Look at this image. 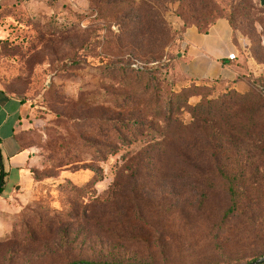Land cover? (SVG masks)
Masks as SVG:
<instances>
[{
	"label": "rangeland",
	"instance_id": "obj_1",
	"mask_svg": "<svg viewBox=\"0 0 264 264\" xmlns=\"http://www.w3.org/2000/svg\"><path fill=\"white\" fill-rule=\"evenodd\" d=\"M95 3L15 0L5 13L0 86L28 105L19 138L29 156L22 183L0 197V264H246L261 258L264 144L237 143L229 131L214 137L209 123L190 125L187 113V130L178 138L144 134L128 146L116 143L113 122L132 117L134 106H119L129 85L101 69L114 63L153 69L163 91L205 82L206 101L233 88L251 92V100L238 104L253 112L258 95L264 100V0H155L168 40L161 47L156 38L145 48L143 40L138 51L127 46L134 26L118 42V25L102 18L108 7L100 14ZM220 20L230 24L239 49L230 79H189L179 57L184 32L206 33ZM96 146L117 153L96 157ZM72 155L84 160L72 163ZM94 173L100 180L92 185ZM254 179L257 187L246 184ZM52 211L59 221L30 237L24 224L32 213L51 219Z\"/></svg>",
	"mask_w": 264,
	"mask_h": 264
},
{
	"label": "trees",
	"instance_id": "obj_2",
	"mask_svg": "<svg viewBox=\"0 0 264 264\" xmlns=\"http://www.w3.org/2000/svg\"><path fill=\"white\" fill-rule=\"evenodd\" d=\"M94 1L96 6L99 7L100 14L103 11L101 7H108V9L104 10L105 16L102 18L118 25L120 30L118 42H121V38L128 31L129 28L127 26L130 23L134 26L132 32L135 35V39L127 45L133 51H138L141 48L143 40L145 42L144 48L149 46L156 38L162 43L161 47L166 44L168 31L162 15L156 8L155 0H141L138 3L134 0ZM137 34L139 37L136 39ZM159 59L160 57L158 56L151 61ZM101 71L106 77L119 76L120 84L129 85V88L127 87L128 93L119 99L122 102L119 106H134L132 117L123 120L117 119L113 122L112 130L115 134L116 143L128 146L141 140L144 134L149 136L158 133L163 137L162 141L178 138L181 136L179 133L187 130V124L184 123L182 118V115L187 113L190 116V125L192 123V125L202 128L201 124L209 123L211 125L208 127L209 132L214 137V133L217 131H229L235 135L237 143H239L241 138H245L247 141L264 144V100H261L260 95H258V108L252 112L243 108V104L253 97L254 94L251 92L242 93L233 88L232 92L221 95L215 101H206L202 98V91L206 87L205 82L203 83L204 86L192 81V88L188 86L174 90L171 86L168 91L166 89L163 91L160 85L157 84L155 70L153 69L133 68L129 63H114L102 67ZM152 85L155 88H152ZM192 97H199L200 99L196 103H190L189 99ZM239 102L242 103V107H239ZM253 113L258 116V132L253 130L257 124L255 119L250 117ZM219 141L220 139L218 138L214 139L215 148L221 146ZM227 144L234 145L235 143L230 141ZM100 148L96 146L93 149V154L96 157L103 158L105 155L117 153L116 150L101 153L99 152ZM70 159L69 161L72 163L84 160L78 159V155H72ZM91 170L93 171V169ZM184 171L182 170V172ZM200 176L209 178L208 174ZM99 180L97 173H94V177L89 180V183L94 185ZM246 184L257 187L258 179L249 180ZM4 185L5 173L0 168V197L2 196ZM232 211L233 209H230L227 214H231ZM48 214L52 215L51 219L48 216L32 213L29 220L24 224V229L30 234V237L33 236L34 238V233L40 235V233L44 232L46 223L52 219L55 222L59 221L56 218L59 213L52 211L48 212ZM51 230L52 228L50 227L48 231L51 232ZM255 261L253 260L246 264H252ZM258 264H264V261Z\"/></svg>",
	"mask_w": 264,
	"mask_h": 264
},
{
	"label": "crops",
	"instance_id": "obj_3",
	"mask_svg": "<svg viewBox=\"0 0 264 264\" xmlns=\"http://www.w3.org/2000/svg\"><path fill=\"white\" fill-rule=\"evenodd\" d=\"M15 0H0V43L7 36L6 11ZM182 73L195 79H230L233 61L228 55L239 53L232 39V29L226 20L216 22L206 33L196 28L186 29L181 45ZM28 105L0 86V168L5 173L2 196L16 189L26 174L28 150L23 147L19 134L24 125Z\"/></svg>",
	"mask_w": 264,
	"mask_h": 264
},
{
	"label": "water",
	"instance_id": "obj_4",
	"mask_svg": "<svg viewBox=\"0 0 264 264\" xmlns=\"http://www.w3.org/2000/svg\"><path fill=\"white\" fill-rule=\"evenodd\" d=\"M261 4H263V1H261ZM180 56H181V54H179V57H180ZM16 188H18V187H16ZM262 261H264V257H262L261 259L255 261V262L252 263V264H258V263H260V262H262Z\"/></svg>",
	"mask_w": 264,
	"mask_h": 264
},
{
	"label": "built area",
	"instance_id": "obj_5",
	"mask_svg": "<svg viewBox=\"0 0 264 264\" xmlns=\"http://www.w3.org/2000/svg\"><path fill=\"white\" fill-rule=\"evenodd\" d=\"M227 59H228L229 61H234V60H235V54H230V55H228Z\"/></svg>",
	"mask_w": 264,
	"mask_h": 264
}]
</instances>
